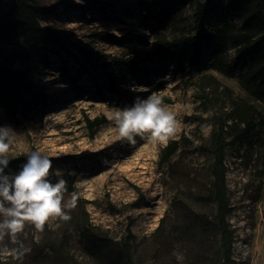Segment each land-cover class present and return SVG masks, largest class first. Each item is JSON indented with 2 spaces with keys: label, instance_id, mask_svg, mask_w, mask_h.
<instances>
[{
  "label": "rangeland",
  "instance_id": "374dc122",
  "mask_svg": "<svg viewBox=\"0 0 264 264\" xmlns=\"http://www.w3.org/2000/svg\"><path fill=\"white\" fill-rule=\"evenodd\" d=\"M11 1L0 0V11ZM66 1L88 8L60 4L40 22L67 33V47L75 56L50 47L45 64L29 52L20 33L8 42L0 40V59L27 71V89L13 97V109L0 102V127L14 131L9 156L36 150L58 159L52 160L55 182L66 180V174L74 177L77 190L66 192L65 199L70 200L73 193L86 199L83 207L87 215L75 207L69 211V221H50L43 232L26 225L16 244L6 236L0 241V250L23 251L24 255L19 259L0 255V264H104L82 235L86 220L114 241L126 239L130 227L135 264H194L200 251L208 257L204 264H216L215 241L214 247L202 249L198 233H178L185 223L184 204L214 212L210 200L198 201L194 196L205 191L211 161L200 145L207 141L214 114L221 111L217 106L199 105L196 82L203 74L213 76L257 110V127L244 144L227 145L225 165L232 207L228 214L234 236L232 264H264V104L239 85L238 75L245 66L230 74L213 68L215 43L210 40L200 43L199 64L191 56L179 62L171 53L156 50L159 36L173 39L195 33L198 1L208 9L206 31L214 30L223 20L240 26L230 10L234 1L165 0L179 17L176 27L144 16L153 0ZM82 46L90 58L77 50ZM233 55L229 48L226 60ZM153 94L162 98L163 106L179 124L171 138L180 139L178 149L163 163L159 155L168 142H153L147 135L135 138V144L119 140L116 126L108 118L117 108L130 107L136 98ZM100 115L107 121L91 136L85 117ZM181 151L196 177L187 185L168 174L169 163ZM22 165L11 167L15 175ZM163 216L167 218L165 234L158 238L155 229Z\"/></svg>",
  "mask_w": 264,
  "mask_h": 264
},
{
  "label": "trees",
  "instance_id": "16d2710c",
  "mask_svg": "<svg viewBox=\"0 0 264 264\" xmlns=\"http://www.w3.org/2000/svg\"><path fill=\"white\" fill-rule=\"evenodd\" d=\"M231 6L232 17L240 21L237 26L233 21L223 20L221 25L211 31L204 29V19L208 9L203 2L196 3L194 34H179L173 39L165 36L157 37L156 50L169 52L182 61L183 57H192L196 64L200 61V43L213 41L215 43L214 59L211 66L224 74H230L238 66H245L238 75L239 85L248 95L264 104V0H233ZM65 8L85 10L88 7L76 5L69 1H54L49 4H41L38 0H12L10 6L0 11V40L8 42L12 37L20 33L30 53L38 56L39 60L47 63V50L52 47L57 51L63 50L75 56L67 47L68 35L57 30L53 26L43 25L40 19H45L54 12L59 5ZM147 19L164 21L172 27L178 26L179 17L173 12L165 0H153L147 5L144 15ZM69 43H71L69 41ZM233 48L234 55L227 61L228 49ZM77 50L90 58L85 47H77ZM27 71L21 68H13L0 59V102L8 109H13V97L27 89ZM112 83V82H111ZM200 106H213L221 111L213 116L212 127L207 141L201 144L202 152L210 156L208 165V182L204 184V192H196L194 196L198 201L210 200L214 204V212L208 214L204 211L193 209L184 204L185 223L178 231L198 233L201 236V248L213 246L216 242V264H232L233 231L230 228L228 214L232 207L227 197L225 151L229 143L244 144L258 125L257 110L253 104L235 96L232 91L223 86L218 80L209 74L201 75L197 80ZM225 100V101H224ZM224 106L226 108L224 109ZM107 121L105 115L90 118L85 117L86 126L93 136L99 126ZM140 136H136L138 138ZM180 139H171L162 147L159 155L161 163L166 162L176 152ZM9 156V166L5 174L10 178L15 175L11 167L25 163L31 152ZM184 151L169 163L168 174L173 180L187 185L194 178V173L187 167L184 161ZM44 155V154H43ZM58 160L56 157H49ZM67 192H76L74 177L66 174ZM49 179L55 183L54 173ZM178 200V199H177ZM86 199L77 198L76 208L86 216L83 207ZM181 205V201L177 202ZM166 217L160 219L155 229V235L162 238L165 234L164 224ZM84 222L82 235L90 244L93 254L100 258L104 264H135L132 256L130 240L134 237L128 227L127 238L114 241L103 231ZM161 233V234H160ZM158 236V235H157ZM194 264H204V252L200 251Z\"/></svg>",
  "mask_w": 264,
  "mask_h": 264
},
{
  "label": "clouds",
  "instance_id": "9594fccd",
  "mask_svg": "<svg viewBox=\"0 0 264 264\" xmlns=\"http://www.w3.org/2000/svg\"><path fill=\"white\" fill-rule=\"evenodd\" d=\"M114 122L119 140L135 144L136 136H148L153 142L166 144L178 131L179 124L174 114L163 106L162 98L153 94L146 99L136 98L130 107L117 108L109 117ZM14 131L9 126L0 127V241L7 236L13 244L26 225L43 232L50 221H69V211L77 204V194L65 199L67 181L58 178L53 183L49 176L52 161L40 151L31 152L18 174L9 177V152L14 141ZM22 247V245H21ZM0 255H13L19 259L23 251L7 248Z\"/></svg>",
  "mask_w": 264,
  "mask_h": 264
}]
</instances>
